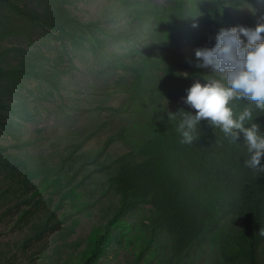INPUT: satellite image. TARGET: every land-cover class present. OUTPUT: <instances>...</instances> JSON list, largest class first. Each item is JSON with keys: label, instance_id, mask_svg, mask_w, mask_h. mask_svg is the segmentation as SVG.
I'll return each instance as SVG.
<instances>
[{"label": "trees", "instance_id": "1", "mask_svg": "<svg viewBox=\"0 0 264 264\" xmlns=\"http://www.w3.org/2000/svg\"><path fill=\"white\" fill-rule=\"evenodd\" d=\"M7 1L18 12L37 17ZM242 1L58 0V11L46 10L53 22L67 17L95 48L106 47L102 34L137 47L130 58L116 61L125 76L100 83V92H126L116 110L127 118L101 145L87 149L85 142L68 135L47 156L27 151L0 155V174L14 188L4 190L5 198L34 186L56 199L55 208L46 210V225L60 207L61 221L70 219L65 226L70 231L82 226V215L91 220L85 248L74 256H51L52 261L264 264V236L259 234L264 228V173L256 179L245 167L243 133L230 143L207 120L197 126L199 135L192 144H181L177 132L183 117L179 112L195 114L184 102L186 90L212 73L196 66L200 61L195 51L214 46L221 27L236 26L234 7ZM1 60L0 48L3 76L7 69ZM234 103L237 112L249 106L247 100ZM252 107L264 131V113ZM170 112L175 119L169 120ZM117 141L124 152L111 159L109 145Z\"/></svg>", "mask_w": 264, "mask_h": 264}, {"label": "rangeland", "instance_id": "2", "mask_svg": "<svg viewBox=\"0 0 264 264\" xmlns=\"http://www.w3.org/2000/svg\"><path fill=\"white\" fill-rule=\"evenodd\" d=\"M11 1L37 17L30 18L14 9L9 1L0 0L1 63L7 69L0 76V155L27 151L47 156L56 152L68 135L85 142L87 149L101 145L127 118L116 110L126 92H100V83L125 76L126 71L116 61L130 58L137 47L102 34L106 47L95 48L84 33L74 31L75 25L67 17L58 22L48 19L46 10L58 11V0ZM152 1L169 4L173 0ZM234 11L236 26L254 29L264 22V0H244ZM22 142L26 144L21 146ZM108 150L111 159L120 157L123 143L113 142ZM4 190L14 188L0 174L3 264H57L51 256H74L85 248L91 224L88 217L82 215V226L70 231L65 227L70 219L61 221L60 207L53 209L50 225H46V210L57 205L56 199L51 201V195L36 192L34 186L19 188L8 198ZM40 223V227L30 229ZM37 230L42 233L37 235Z\"/></svg>", "mask_w": 264, "mask_h": 264}, {"label": "clouds", "instance_id": "3", "mask_svg": "<svg viewBox=\"0 0 264 264\" xmlns=\"http://www.w3.org/2000/svg\"><path fill=\"white\" fill-rule=\"evenodd\" d=\"M196 27L197 25H193ZM212 47L195 51L200 61L196 66L211 68L204 81L196 80L188 88L184 102L195 110L183 113L177 132L181 144H192L197 138V126L207 120L220 129L230 143L244 135L247 156L244 165L258 179L264 173V131L253 118V107L264 113V22L253 29L242 25L221 27ZM188 76V73H183ZM247 100L249 106L237 112L235 101ZM176 113H169V120ZM264 236V228L259 230Z\"/></svg>", "mask_w": 264, "mask_h": 264}]
</instances>
